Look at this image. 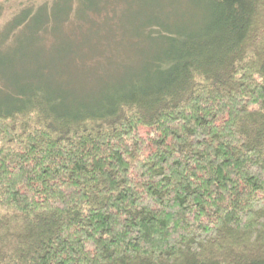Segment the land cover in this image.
<instances>
[{
  "label": "trees",
  "instance_id": "obj_1",
  "mask_svg": "<svg viewBox=\"0 0 264 264\" xmlns=\"http://www.w3.org/2000/svg\"><path fill=\"white\" fill-rule=\"evenodd\" d=\"M106 2L30 6L0 46ZM133 2L147 51L99 99L0 55V264H264V0Z\"/></svg>",
  "mask_w": 264,
  "mask_h": 264
},
{
  "label": "rangeland",
  "instance_id": "obj_2",
  "mask_svg": "<svg viewBox=\"0 0 264 264\" xmlns=\"http://www.w3.org/2000/svg\"><path fill=\"white\" fill-rule=\"evenodd\" d=\"M54 3L55 0H0V29L30 6ZM106 4L104 11L83 9L77 18L74 15L70 29L65 30L57 21L33 44L34 38L26 42V35H18L21 39L14 37L0 46V55L9 60L38 55L37 67H26V74L33 72L38 81L25 79V84L40 85L51 93L66 94L83 84L94 89L95 95L105 83L120 87L137 74L142 54L147 51V40L138 37L146 13H140V5H130L129 0H108Z\"/></svg>",
  "mask_w": 264,
  "mask_h": 264
}]
</instances>
